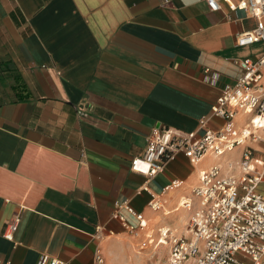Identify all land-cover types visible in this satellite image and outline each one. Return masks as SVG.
<instances>
[{"label": "crops", "instance_id": "crops-1", "mask_svg": "<svg viewBox=\"0 0 264 264\" xmlns=\"http://www.w3.org/2000/svg\"><path fill=\"white\" fill-rule=\"evenodd\" d=\"M255 24L207 0H0V264L42 254L95 264L98 248L107 264H151L142 250L129 254L148 233L138 214L153 233L188 235L181 199L238 149L198 163L179 153L152 179L131 160L155 128L223 122L211 112L222 88L264 51V41L236 42ZM254 146L264 158V143ZM153 195L163 209L152 210Z\"/></svg>", "mask_w": 264, "mask_h": 264}, {"label": "built area", "instance_id": "built-area-1", "mask_svg": "<svg viewBox=\"0 0 264 264\" xmlns=\"http://www.w3.org/2000/svg\"><path fill=\"white\" fill-rule=\"evenodd\" d=\"M207 2L212 10H221L226 3L230 11L245 10L256 19L253 28L237 35L239 46L264 41V0ZM241 66V75L225 84L211 108L213 116L223 120L217 128L205 119L200 120L201 132L155 128L147 138L145 153L131 160L132 171L152 179L179 153L198 163L207 154L221 158L238 149V159L228 157L224 165L217 163L202 170L200 183L192 191L194 198L181 199L180 206L191 212L189 234L159 229L158 242H170L166 264H264V194L259 190L264 184V158L254 146L264 143V51L242 59ZM164 203L153 195L150 206L159 211ZM137 219L144 229L143 215L138 214ZM20 222V214H14L3 235L13 240ZM130 228L135 233L136 227ZM94 262L108 263L100 248ZM36 264L67 263L42 254Z\"/></svg>", "mask_w": 264, "mask_h": 264}, {"label": "rangeland", "instance_id": "rangeland-1", "mask_svg": "<svg viewBox=\"0 0 264 264\" xmlns=\"http://www.w3.org/2000/svg\"><path fill=\"white\" fill-rule=\"evenodd\" d=\"M144 232L146 233L148 232L145 239L142 241L134 242V246H132V249H130L129 254L130 252L139 254L137 250H142L143 253L147 254L146 259L148 260L149 263L153 264L156 262L157 263L160 262L159 264H166L169 257L170 246L168 247L158 242L157 240L160 236L159 230L153 233L152 228L148 224L144 228ZM153 240L154 242L152 244L149 243L150 241L152 242ZM148 253H150V255H148Z\"/></svg>", "mask_w": 264, "mask_h": 264}, {"label": "bare ground", "instance_id": "bare-ground-1", "mask_svg": "<svg viewBox=\"0 0 264 264\" xmlns=\"http://www.w3.org/2000/svg\"><path fill=\"white\" fill-rule=\"evenodd\" d=\"M166 229V228H165ZM188 230V229H187ZM161 244H163V245H166V246H168L169 247V245H170V242L167 240V239H163V240H161V242H160Z\"/></svg>", "mask_w": 264, "mask_h": 264}]
</instances>
